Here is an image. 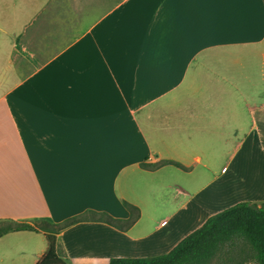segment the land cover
Wrapping results in <instances>:
<instances>
[{"label":"crops","instance_id":"crops-1","mask_svg":"<svg viewBox=\"0 0 264 264\" xmlns=\"http://www.w3.org/2000/svg\"><path fill=\"white\" fill-rule=\"evenodd\" d=\"M162 161L188 171L141 167ZM236 197L264 204V0H0V221L127 202L128 232L58 236L67 264H109L170 253ZM48 250L11 233L0 264Z\"/></svg>","mask_w":264,"mask_h":264},{"label":"trees","instance_id":"trees-1","mask_svg":"<svg viewBox=\"0 0 264 264\" xmlns=\"http://www.w3.org/2000/svg\"><path fill=\"white\" fill-rule=\"evenodd\" d=\"M165 166L188 171L184 166L170 161L155 165L143 164L141 167L156 171ZM124 205L131 214L127 220L114 219L105 213L90 211L59 224L45 219L30 222L0 221V239L18 232L43 234L49 250L39 264H67L59 253V234L82 222L105 223L121 232H128L140 219L141 212L132 204L125 202ZM237 242H244L252 250L257 264H264V204L259 206L241 203L209 218L200 229L187 236L166 255L155 258L112 259L109 264H212L222 258L221 254L227 247L234 249ZM230 252L225 256H230Z\"/></svg>","mask_w":264,"mask_h":264},{"label":"rangeland","instance_id":"rangeland-1","mask_svg":"<svg viewBox=\"0 0 264 264\" xmlns=\"http://www.w3.org/2000/svg\"><path fill=\"white\" fill-rule=\"evenodd\" d=\"M243 199L235 198V200L230 203L229 207L235 206L239 204V202L246 203L244 201H240ZM228 207V209H229ZM231 251V252H230ZM228 252L231 253L230 256H225ZM240 253H243L240 255ZM252 250L244 243V242H237V245L234 249H229L228 247L222 252L221 259L215 260L212 264H257L253 258Z\"/></svg>","mask_w":264,"mask_h":264}]
</instances>
